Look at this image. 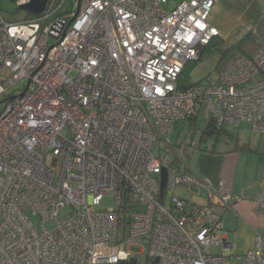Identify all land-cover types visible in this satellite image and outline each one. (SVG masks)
<instances>
[{"label":"built area","instance_id":"built-area-1","mask_svg":"<svg viewBox=\"0 0 264 264\" xmlns=\"http://www.w3.org/2000/svg\"><path fill=\"white\" fill-rule=\"evenodd\" d=\"M68 1L19 21L0 9V264H229L223 217L240 197L153 146L169 153L174 122L204 106L218 125L264 132V47L181 88L220 36L217 0ZM110 195L116 207L100 208ZM142 238L145 261L131 250ZM244 256L264 264V238Z\"/></svg>","mask_w":264,"mask_h":264},{"label":"crops","instance_id":"crops-1","mask_svg":"<svg viewBox=\"0 0 264 264\" xmlns=\"http://www.w3.org/2000/svg\"><path fill=\"white\" fill-rule=\"evenodd\" d=\"M210 21L219 28L220 37L255 33L260 48L264 47V0H217ZM8 74L0 69V82ZM225 129L227 135L214 144V151L200 150L193 167L186 168L215 188L223 181L227 191L240 197L227 210L232 215L230 226H224L229 239H236L247 253L258 235L264 238V208L257 202L264 192V132L255 131L249 121Z\"/></svg>","mask_w":264,"mask_h":264},{"label":"rangeland","instance_id":"rangeland-1","mask_svg":"<svg viewBox=\"0 0 264 264\" xmlns=\"http://www.w3.org/2000/svg\"><path fill=\"white\" fill-rule=\"evenodd\" d=\"M170 6H174L179 3L181 0H169ZM69 6V9H74L76 7V0H69L66 7ZM65 7V8H66ZM0 9L1 14L6 20L10 21H18L23 19L28 12L24 9H20L16 2L12 0H0ZM225 46L224 47V55L221 51L212 48L213 43L204 48L202 56L196 62H191L188 64L187 68L189 70V78L191 82H200L207 81L210 78H215L221 71V69L226 66L232 59L242 54H250L253 55L260 49V40L257 38L255 33H237L232 34L228 38H224ZM233 42H236L238 45H233ZM235 46V47H233ZM229 49V50H228ZM225 58L224 62L220 64L221 58ZM1 108V107H0ZM210 119L208 111L206 107H202L199 112V116L193 120H184L177 119L174 122L172 131L170 133V152L167 153V146L165 143L155 142L153 146V151L161 158H169L174 162L178 163V166L181 168H185L186 165L188 167H193V165L197 161V157L201 152V148H197L195 146L190 145L187 140L191 133L196 129L205 130L208 120ZM195 137L193 141H195ZM214 140L212 137L209 139H205L201 142V146H209L211 147ZM179 193H186L184 189H178ZM201 194H204L202 192ZM190 199L192 201L205 202V198L191 195ZM116 202L114 201L112 195L106 197L100 208H115ZM68 210H62L60 216L63 217ZM35 221L37 218L34 219ZM232 221V215L230 212L226 211L224 214L223 223L226 227H229ZM233 243V248L229 251V264H247V260L245 255V251L241 248L240 244L233 237L230 238ZM147 242L145 238H142L138 243H134L131 245V250L134 254H141L140 261H145L147 259V251L146 247Z\"/></svg>","mask_w":264,"mask_h":264},{"label":"trees","instance_id":"trees-1","mask_svg":"<svg viewBox=\"0 0 264 264\" xmlns=\"http://www.w3.org/2000/svg\"><path fill=\"white\" fill-rule=\"evenodd\" d=\"M32 16H34V14L28 13V17H32ZM212 42H214L212 48H215L216 50L221 51L223 53V55H224V51H225L224 47H227V46H225L226 42H225L224 38L219 36L215 40H213ZM212 42L210 44H212ZM233 45H238V44H236V42H233ZM233 47H235V46H233ZM221 59L222 60H221L220 64H222L224 62L225 58L222 57ZM196 83H198V82H191L190 81L189 70L186 67L185 70L183 71L181 77H180V86H181V88H187V87L192 86V85H194ZM195 119L196 118L192 119L193 122H195ZM224 135H227L225 127L221 126V125H218L215 122L214 119L210 118L208 120L206 129L203 131V136L201 138V142L204 141L205 139H209V137H212L214 142H213L211 147H209L207 145H205V146H201L200 145L201 150L214 151V149H213L214 148V144L216 142H218L221 139V137L224 136ZM201 142H200V144H201Z\"/></svg>","mask_w":264,"mask_h":264},{"label":"water","instance_id":"water-1","mask_svg":"<svg viewBox=\"0 0 264 264\" xmlns=\"http://www.w3.org/2000/svg\"><path fill=\"white\" fill-rule=\"evenodd\" d=\"M12 1L16 2L20 9H24L28 13H32V14H40L41 12H43L48 2V0H28L24 3H18L17 0H12ZM166 181H167V170L164 169L162 172V180H161L162 190L166 186ZM156 262H158V259L156 260ZM155 263H151V264H155Z\"/></svg>","mask_w":264,"mask_h":264}]
</instances>
